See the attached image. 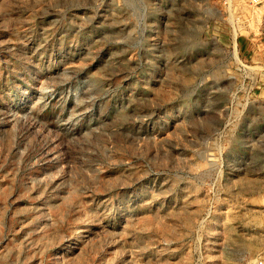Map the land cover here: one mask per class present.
I'll return each instance as SVG.
<instances>
[{"label": "rangeland", "instance_id": "rangeland-1", "mask_svg": "<svg viewBox=\"0 0 264 264\" xmlns=\"http://www.w3.org/2000/svg\"><path fill=\"white\" fill-rule=\"evenodd\" d=\"M264 258V0H0V264Z\"/></svg>", "mask_w": 264, "mask_h": 264}, {"label": "built area", "instance_id": "built-area-1", "mask_svg": "<svg viewBox=\"0 0 264 264\" xmlns=\"http://www.w3.org/2000/svg\"><path fill=\"white\" fill-rule=\"evenodd\" d=\"M255 264H264V258L259 259Z\"/></svg>", "mask_w": 264, "mask_h": 264}]
</instances>
